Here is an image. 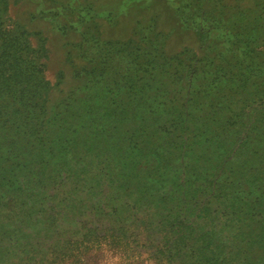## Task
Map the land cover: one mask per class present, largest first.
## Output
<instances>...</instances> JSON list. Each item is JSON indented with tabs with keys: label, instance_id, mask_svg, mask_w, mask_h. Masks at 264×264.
<instances>
[{
	"label": "trees",
	"instance_id": "1",
	"mask_svg": "<svg viewBox=\"0 0 264 264\" xmlns=\"http://www.w3.org/2000/svg\"><path fill=\"white\" fill-rule=\"evenodd\" d=\"M19 1L0 0V221L63 237L22 230L0 264H264V0H42L55 86Z\"/></svg>",
	"mask_w": 264,
	"mask_h": 264
},
{
	"label": "rangeland",
	"instance_id": "2",
	"mask_svg": "<svg viewBox=\"0 0 264 264\" xmlns=\"http://www.w3.org/2000/svg\"><path fill=\"white\" fill-rule=\"evenodd\" d=\"M224 1L227 3L234 2V0ZM244 1L248 3L251 2V0ZM44 2H42V0H20L19 3L11 7L10 15L14 19H17L25 26H27L29 30L40 31L44 36L50 39L48 42L50 49V58L47 63V78L50 80L52 85L55 86L57 83L56 74L60 70H63V48H61L62 46L60 40L57 41V39H59L58 36L61 35V31L55 29L54 25L49 20L50 17H47L45 15L44 17H42V15L39 13L45 8ZM47 6L49 9H53L56 4L50 2L47 4ZM174 39L179 40L180 42L183 41L182 37L181 40L177 37H174ZM179 44V42H176V47H178ZM65 86H68V82H66V84H63V89ZM0 226V237L3 238V242L0 244V263L3 258L7 260H11L13 258L14 247H12L11 244L17 243V237H21L22 230L23 232H26V234L30 235L31 233V235L33 236H35V234L37 233L39 240L43 241L42 245L47 244V247H51L53 244L61 241V238L63 237V223L61 222H58L53 228L27 225L25 227H21L22 229L18 230L17 227H13L9 222L3 220L0 221ZM24 241L26 242L27 239H24ZM34 242L36 243V240H34ZM131 255L132 258L128 259L130 262L145 261V259H143L144 254L142 256H139L134 252ZM119 256L122 255L119 254ZM119 256H113L115 259L104 258L102 264H121Z\"/></svg>",
	"mask_w": 264,
	"mask_h": 264
}]
</instances>
